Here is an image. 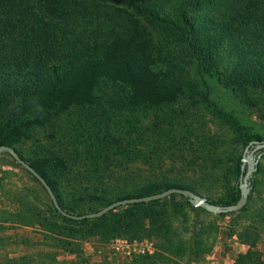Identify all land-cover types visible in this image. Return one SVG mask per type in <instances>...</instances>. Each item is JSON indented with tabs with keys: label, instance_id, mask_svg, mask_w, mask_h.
<instances>
[{
	"label": "trees",
	"instance_id": "trees-1",
	"mask_svg": "<svg viewBox=\"0 0 264 264\" xmlns=\"http://www.w3.org/2000/svg\"><path fill=\"white\" fill-rule=\"evenodd\" d=\"M147 26L160 35L161 44ZM185 69H195L201 77L224 69L221 82L232 87L245 107L264 117V107L259 106L264 105V0H0V145L13 147L46 180L65 211L85 213L73 212L64 204L57 180L49 171L50 159L29 161L14 144L28 128L44 125L75 108L94 107L99 90L108 95V109L104 108L103 114L118 115L173 102L187 86L196 88L191 82L188 85ZM203 83L207 88L204 79ZM228 121L244 148L251 140L264 139L261 133L248 131L238 117ZM138 128L129 126L130 132ZM118 140L134 145L137 138L126 134ZM252 150L250 145L249 153L263 151L264 155V149ZM241 158L239 155L230 169L236 182L228 200L206 197L207 201L227 205L238 199ZM54 160L53 167L65 168L61 158ZM13 162L46 193L54 213L72 223L91 221L85 230L57 223L49 229L55 235V246L78 257L80 240L93 235L105 240L129 236L144 230L147 218L151 224L145 232L147 238L153 232L162 239L168 234L162 214L149 208L161 199L128 203L99 217L75 220L59 213L39 180ZM162 185L148 182L131 192L124 189L104 206L170 187L196 192L181 183H165L160 189ZM256 186L257 179L252 176L241 211L247 209ZM176 195L191 204L181 194L169 196ZM90 198L103 200L98 195ZM236 235L247 250L238 253L232 264H264L256 250L261 235L258 226L249 225ZM157 256L156 252L145 253L139 255L140 263H134L164 264Z\"/></svg>",
	"mask_w": 264,
	"mask_h": 264
},
{
	"label": "rangeland",
	"instance_id": "rangeland-1",
	"mask_svg": "<svg viewBox=\"0 0 264 264\" xmlns=\"http://www.w3.org/2000/svg\"><path fill=\"white\" fill-rule=\"evenodd\" d=\"M147 29L161 44L160 35ZM220 71L201 77L195 69H185L188 85L194 84L195 90L187 86L173 102L118 115L103 114L108 95L99 90L94 107L75 108L28 128L14 147L29 161L65 162V168L50 163L49 171L73 212L96 211L115 193L131 192L148 182L163 183L160 189L165 183H181L202 196L228 200L236 182L230 169L244 151L229 117H238L248 131L263 138L264 117L239 101L232 87L221 82L224 69ZM132 124L139 127L137 131L130 132ZM126 134L137 138L134 145L118 140ZM258 165L252 174L257 186L247 209L213 213L180 196H166L149 205L162 214L166 237L153 232L147 238L145 232L151 229L147 218L144 230L129 236L80 240L78 257L55 246L49 229L57 223L85 230L91 221L72 223L54 213L46 193L8 153H1L0 264H135L140 263L139 255L154 252L164 264H232L238 253L247 250L236 234L253 224L261 233L256 250L264 258V155ZM94 195L103 200L90 198Z\"/></svg>",
	"mask_w": 264,
	"mask_h": 264
},
{
	"label": "water",
	"instance_id": "water-1",
	"mask_svg": "<svg viewBox=\"0 0 264 264\" xmlns=\"http://www.w3.org/2000/svg\"><path fill=\"white\" fill-rule=\"evenodd\" d=\"M253 146L252 151L261 150L264 149V139L263 140H251L249 143L245 146L243 154H242V163H241V174L239 177V189H240V195L238 199L230 204L227 205H219L210 203L207 201L205 196H202L190 189L187 188H180V187H170L164 190H161L159 192L151 193L148 195L143 196H137V197H129V198H123V199H117L114 200L107 205L103 206L102 208L88 213H81V214H75L65 211L60 204L57 201V198L52 191L51 187L48 185L46 180L23 158L19 156L17 151L13 149V147L5 144L0 145V154L7 152L17 163H19L22 167H24L27 171H29L32 175H34L41 185L45 188L53 206L57 209L59 213L62 215L75 219L80 220L84 218H95L99 217L106 212L115 209L118 206L126 205L128 203H134V202H148L151 200H157L162 199L166 196H169L172 193L181 194L185 197H187V200L195 207H201L209 212L213 213H223V212H234L242 209L248 199L250 187H249V179L252 177L253 172L256 170L257 163L263 153V151H259L257 154L250 156L249 153V146ZM246 166V168H245ZM245 169V171H244Z\"/></svg>",
	"mask_w": 264,
	"mask_h": 264
}]
</instances>
